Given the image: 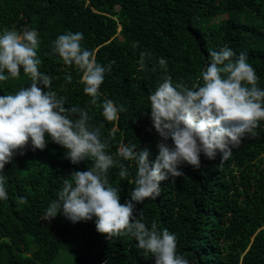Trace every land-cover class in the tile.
<instances>
[{"label": "trees", "instance_id": "16d2710c", "mask_svg": "<svg viewBox=\"0 0 264 264\" xmlns=\"http://www.w3.org/2000/svg\"><path fill=\"white\" fill-rule=\"evenodd\" d=\"M4 29L38 32L39 70L52 78L50 90L66 98V107L88 112L90 124L109 139L108 152L129 170L125 178L118 166L107 173L120 189L121 204L135 187L136 166L117 157V150L121 143L135 144L137 150L148 148L155 159L160 138L152 127L149 94L164 76L171 77L173 86L202 83L209 51L227 47L236 55L247 54L264 89V0H0V33ZM67 32L83 33L81 46L94 52L97 63L115 61L100 86L97 105L83 92L82 73L50 54L52 42ZM145 52L150 57L140 70ZM159 58L166 60L167 72ZM68 74L71 83H65ZM30 83L21 68L18 77L0 82V95ZM104 99L126 109L118 120L104 118ZM255 132V137L246 134L227 160L221 161L218 151L211 160L201 153L198 169L181 164L184 175L161 181L155 200L133 202V215L149 228L155 221L158 231L175 234L178 254L190 264H264V121ZM65 155L48 138L43 150L29 142L5 165L0 264H154L131 234L108 239L98 233L95 217L73 223L58 213L44 220L63 178L92 167L90 160L72 164ZM21 197L26 204L19 203Z\"/></svg>", "mask_w": 264, "mask_h": 264}, {"label": "clouds", "instance_id": "9594fccd", "mask_svg": "<svg viewBox=\"0 0 264 264\" xmlns=\"http://www.w3.org/2000/svg\"><path fill=\"white\" fill-rule=\"evenodd\" d=\"M38 36L30 29H4L0 33V82L18 77L21 68L31 80L29 87L0 95V200L7 199L3 170L13 155L29 142L33 149L43 150L50 138L65 149L72 164L90 160L92 167L63 178L62 190L49 204L44 220L58 213L73 223L95 217L98 233L108 239L131 234L137 247L152 255L154 264H190L178 254L175 234L167 229L158 231L155 221L149 228L133 215L135 203L155 200L161 192V181L184 175L179 170L181 164L198 169L201 153L211 160L218 151L221 161L227 160L246 134L256 136L255 129L264 121V89L258 86L259 78L247 54L236 55L227 47L210 50L209 62L201 73L202 83L192 87L173 86L170 76L163 77L149 94L150 119L160 138L155 159H150L148 148L137 150L135 144L121 143L116 153L136 166L135 187L130 199L121 204L120 189L112 186L107 173L118 166L119 176L125 178L129 170L108 152L110 141L102 139L101 129L90 124L88 112L77 106L66 107V98L50 90L52 78L39 70L42 61L37 53ZM82 40L81 32L59 35L52 42L50 54H58L65 65H74L82 73L83 92L91 98V105H97L100 86L115 61L106 66L97 63L94 52L82 48ZM149 57V53H141L140 70H144V61ZM158 64L167 72L164 58H159ZM71 82L72 76L66 75L65 83ZM102 109L107 121L118 120L119 113L126 111L110 99L103 100ZM19 203L26 204V198L21 197Z\"/></svg>", "mask_w": 264, "mask_h": 264}, {"label": "rangeland", "instance_id": "374dc122", "mask_svg": "<svg viewBox=\"0 0 264 264\" xmlns=\"http://www.w3.org/2000/svg\"><path fill=\"white\" fill-rule=\"evenodd\" d=\"M219 18H217L216 20H218ZM71 261V260H70Z\"/></svg>", "mask_w": 264, "mask_h": 264}]
</instances>
